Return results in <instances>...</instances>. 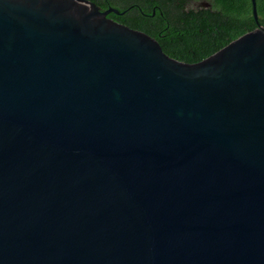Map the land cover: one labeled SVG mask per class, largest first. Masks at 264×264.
<instances>
[{
  "label": "water",
  "instance_id": "1",
  "mask_svg": "<svg viewBox=\"0 0 264 264\" xmlns=\"http://www.w3.org/2000/svg\"><path fill=\"white\" fill-rule=\"evenodd\" d=\"M250 2L254 29L188 63L113 7L0 0V264H264Z\"/></svg>",
  "mask_w": 264,
  "mask_h": 264
},
{
  "label": "trees",
  "instance_id": "2",
  "mask_svg": "<svg viewBox=\"0 0 264 264\" xmlns=\"http://www.w3.org/2000/svg\"><path fill=\"white\" fill-rule=\"evenodd\" d=\"M100 9L120 14L107 17L154 37L162 51L192 63L254 29L250 0H90ZM192 1L208 6L195 7ZM257 22L264 26V0H255Z\"/></svg>",
  "mask_w": 264,
  "mask_h": 264
},
{
  "label": "flooded vegetation",
  "instance_id": "3",
  "mask_svg": "<svg viewBox=\"0 0 264 264\" xmlns=\"http://www.w3.org/2000/svg\"><path fill=\"white\" fill-rule=\"evenodd\" d=\"M202 2H204V3H206L205 1H192V5L193 6H195V7H199V6H208L209 4H202ZM104 9H106V8H104ZM109 14V13H108ZM107 14V15H108ZM110 18V17H109ZM112 19V18H111ZM262 26V25H261Z\"/></svg>",
  "mask_w": 264,
  "mask_h": 264
}]
</instances>
